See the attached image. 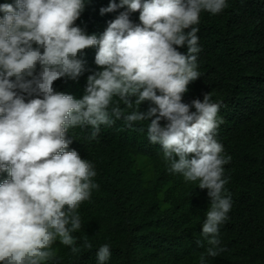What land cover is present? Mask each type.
I'll return each mask as SVG.
<instances>
[{
    "label": "clouds",
    "instance_id": "9594fccd",
    "mask_svg": "<svg viewBox=\"0 0 264 264\" xmlns=\"http://www.w3.org/2000/svg\"><path fill=\"white\" fill-rule=\"evenodd\" d=\"M87 2L0 4V173L9 177L0 182V264H47L57 240L79 252L72 235L82 226L78 209L98 185L94 165L68 150L66 134L90 126L89 139H96L101 126L121 118L131 128L155 117L147 138L160 145L168 170L207 190L202 235L207 256H218L220 225L233 203L223 167L231 157L216 138L220 104L207 93L190 103L183 96L200 77L194 25L204 11L221 13L228 0H110L101 16L125 10L99 36L75 24ZM137 11L134 23L130 13ZM89 47L97 49L94 62L102 70L87 76L82 98L54 90L57 79L77 80L87 71L81 57ZM120 103L132 111L125 114ZM84 247L92 245L85 240ZM110 257L109 244L96 251L97 264Z\"/></svg>",
    "mask_w": 264,
    "mask_h": 264
},
{
    "label": "trees",
    "instance_id": "16d2710c",
    "mask_svg": "<svg viewBox=\"0 0 264 264\" xmlns=\"http://www.w3.org/2000/svg\"><path fill=\"white\" fill-rule=\"evenodd\" d=\"M109 3L88 0L75 24L87 34L101 35L125 10L101 16L99 9ZM138 17V11L130 13L134 23ZM194 27L199 29L200 77L189 83L183 102L202 100L207 93L220 104L216 138L231 157L223 167L228 179L224 187L233 202L220 225L224 250L207 256L209 245L202 235L210 207L207 190L168 170L160 145L147 138L148 123L155 117L131 128L121 118L101 126L96 139H89L90 126L68 130V150L92 162L98 187L78 209L82 226L72 235L79 252L73 254L57 240L47 264H97L96 251L104 244L111 250L106 264H200L202 255L205 264H264V0H228L219 14L202 12ZM96 51L84 49L87 71L77 80L57 79L54 90L82 98L87 76L102 70L94 62ZM149 103L143 102L139 111H147ZM119 106L125 114L132 111ZM7 178V172L0 173V182ZM85 240L91 249L84 247Z\"/></svg>",
    "mask_w": 264,
    "mask_h": 264
}]
</instances>
